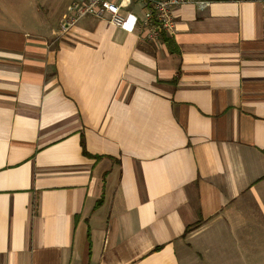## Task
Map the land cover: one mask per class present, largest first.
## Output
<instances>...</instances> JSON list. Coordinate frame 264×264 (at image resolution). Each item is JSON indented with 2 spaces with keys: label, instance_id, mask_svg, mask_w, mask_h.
I'll use <instances>...</instances> for the list:
<instances>
[{
  "label": "crops",
  "instance_id": "obj_1",
  "mask_svg": "<svg viewBox=\"0 0 264 264\" xmlns=\"http://www.w3.org/2000/svg\"><path fill=\"white\" fill-rule=\"evenodd\" d=\"M77 1L0 0V264H264V0Z\"/></svg>",
  "mask_w": 264,
  "mask_h": 264
},
{
  "label": "built area",
  "instance_id": "obj_2",
  "mask_svg": "<svg viewBox=\"0 0 264 264\" xmlns=\"http://www.w3.org/2000/svg\"><path fill=\"white\" fill-rule=\"evenodd\" d=\"M130 3L143 5L144 20L142 35L150 42H156L159 33L164 31L169 33L174 24L173 10L183 5L189 4L190 0H80L72 2L68 7V14L59 22V32L64 35L72 29L80 19L92 15L104 20L107 24L124 28L126 19L121 15L120 10L127 8ZM199 10H203L208 5L207 2H193ZM132 26L137 22V18L129 15Z\"/></svg>",
  "mask_w": 264,
  "mask_h": 264
},
{
  "label": "trees",
  "instance_id": "obj_3",
  "mask_svg": "<svg viewBox=\"0 0 264 264\" xmlns=\"http://www.w3.org/2000/svg\"><path fill=\"white\" fill-rule=\"evenodd\" d=\"M168 33L164 32V31H161L159 33V38H158V41H160L162 44H164L167 48H168V51L169 53L173 54V53H178L176 52V49L174 48V45L172 43V40L171 38L168 37ZM80 146L82 148V154L84 156H88L86 153H85V149H84V142H83V138L81 139L80 141ZM195 225H193L194 227ZM187 231V230H186Z\"/></svg>",
  "mask_w": 264,
  "mask_h": 264
},
{
  "label": "rangeland",
  "instance_id": "obj_4",
  "mask_svg": "<svg viewBox=\"0 0 264 264\" xmlns=\"http://www.w3.org/2000/svg\"><path fill=\"white\" fill-rule=\"evenodd\" d=\"M130 4H132V3H130ZM125 16V15H124Z\"/></svg>",
  "mask_w": 264,
  "mask_h": 264
}]
</instances>
